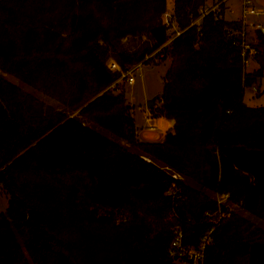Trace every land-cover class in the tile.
I'll list each match as a JSON object with an SVG mask.
<instances>
[{
    "label": "trees",
    "instance_id": "obj_1",
    "mask_svg": "<svg viewBox=\"0 0 264 264\" xmlns=\"http://www.w3.org/2000/svg\"><path fill=\"white\" fill-rule=\"evenodd\" d=\"M208 2L0 0V70L65 109L0 74V264H180L173 229L197 245L221 195L264 219V107L243 103L264 73V37L247 73L225 37L236 22L195 24ZM169 20L179 33L168 43ZM141 36L148 47H120ZM165 54L159 114L173 132L142 142L108 61L126 69ZM221 210L205 264H264L257 228Z\"/></svg>",
    "mask_w": 264,
    "mask_h": 264
},
{
    "label": "rangeland",
    "instance_id": "obj_2",
    "mask_svg": "<svg viewBox=\"0 0 264 264\" xmlns=\"http://www.w3.org/2000/svg\"><path fill=\"white\" fill-rule=\"evenodd\" d=\"M260 16H264V15L262 14ZM256 18H258V17H254L253 20H255ZM250 20H252V19H250ZM260 21L264 24V17H262L260 19ZM167 26H168L167 27L168 41H172V39H174V37H176L179 32H177L178 29H177L176 24L174 22H172L171 20H169L167 22ZM249 31H250L251 35L254 34L252 32V28H250ZM249 42L254 47L256 42H254L253 39H251ZM149 45H150V42L148 41V39L145 36L135 37V38H127V39L122 40L120 43V47L124 50H127V51H138V50L140 51V50L148 47ZM254 49H255V47H254ZM256 53H257V51L255 52V56H256ZM111 63H113V60L108 61L109 65ZM169 63H170V60L166 54H165V57L163 58V60L160 59V57H157V58L154 57L153 59L150 60L149 63H146L143 65L142 75L139 78L138 82L136 81V84L134 83L133 85H127L124 81L118 82L116 84L115 87H118V88L120 87V92L121 93L123 92L126 103L129 106L133 107V111H134L133 116L135 114L137 115L139 113V118H141L143 109H144V111H147V112L149 111L153 117L155 114L160 113L159 108H160L161 101H162L161 94L158 96V98L156 100V105L153 108H151L150 110H147L144 105L146 104V102H145L146 98L150 97L151 93L154 90H156V89L160 90L162 88L161 79L163 80V83H164V76H165L164 73H165V71H167L166 69H168ZM164 67H166V68H164ZM258 67L259 66L255 62V58H253L251 61H248V67L247 66L245 67V71L247 73L254 72L258 69ZM0 74L2 76H4L6 79H8L9 81H11L12 83L19 86L21 89L25 90L28 93L35 95L40 100L44 101L47 105H51L59 111H65L64 107L61 104L55 102L54 100L47 98L45 95L34 90L29 85L19 81L18 79L14 78L13 76H9V75L3 73L1 70H0ZM143 76H144V78H143ZM162 76H163V78H162ZM244 103L250 107H264V73H263L262 78L258 79L256 83H254L252 86H249L248 88L245 89V91H244ZM136 104H140V106L139 105L136 106L137 111L139 110L142 112H135L134 109H136L135 108ZM153 117H151L149 115V116H147V118L145 120V123L147 124L146 128L148 130H151V128L152 129L155 128V126H153L151 124V121H152L151 119ZM139 118H138V121L140 123ZM97 130L100 133H102L104 136H106L112 140H115V138L113 136H111L110 134H108L107 132L100 130V129H97ZM211 196L215 197V195L212 193H211ZM227 207L229 208V210L231 212L239 215V217H241L243 220H245L247 224H250V225L254 226L255 228H257L258 231L256 232V234H254L255 238L264 240V219H258L257 217H254L253 215H250V214L242 211L236 204H234L232 202H227ZM6 208H7V198L4 195H1V192H0V214L5 213ZM204 260H205V256H204ZM203 264H205V262H203Z\"/></svg>",
    "mask_w": 264,
    "mask_h": 264
},
{
    "label": "built area",
    "instance_id": "obj_3",
    "mask_svg": "<svg viewBox=\"0 0 264 264\" xmlns=\"http://www.w3.org/2000/svg\"><path fill=\"white\" fill-rule=\"evenodd\" d=\"M209 2L205 4L203 7L199 10V18L196 20L195 24H199L200 21L206 17V16H215L218 17L222 13L223 7L226 5V3L229 0H208ZM264 14V12L259 11L254 6V0H240V20H239V26L237 29L233 28H227L225 32V37L231 42L232 46H235L239 50L241 62L244 66V68L248 67V61H251L254 56L256 50L254 47L250 44L249 38H248V27H253L255 31H257L259 34H261L264 37V26L260 23L252 24L249 22V17H258L260 15ZM170 41H168L169 43ZM167 43V44H168ZM160 50V49H159ZM157 50V52H159ZM154 55V54H153ZM151 55V57L153 56ZM143 63H137L134 66L128 67L126 69H122L120 66H118L116 63L108 64V67L111 71H115L119 74V78L114 83L117 84L118 82L124 81L127 85H133L136 84V81L138 82L139 78L142 75L143 70ZM114 85H112V88H114ZM151 130H153L151 128ZM147 162L149 160L145 159ZM167 170L170 174V177L174 180H181V176L171 171L168 168H164ZM227 200L228 195H221L216 196V201L219 206L217 211L215 213L208 215V221L213 224V227L209 229L200 239L197 245L195 246H188L183 243L184 234L181 228L175 227L173 229V239L171 241V244L168 249V254L178 259L180 264H203L204 262V253L205 249L211 242V233L213 232V229L216 225H218L222 219H224V212H222L221 208L225 205L227 207ZM229 209V208H228ZM186 223H190L189 220L186 221Z\"/></svg>",
    "mask_w": 264,
    "mask_h": 264
},
{
    "label": "crops",
    "instance_id": "obj_4",
    "mask_svg": "<svg viewBox=\"0 0 264 264\" xmlns=\"http://www.w3.org/2000/svg\"><path fill=\"white\" fill-rule=\"evenodd\" d=\"M254 6L261 12H264V0H254ZM264 15V14H263ZM221 16H223L224 18L230 20V21H234L237 23V25L239 26V20H240V0H229L226 5L223 7L222 9V13ZM264 17V16H258V18H256L255 20H253V17H249V22L252 24L255 23H260L264 26V24L260 21V19ZM252 19V20H250ZM252 28V32L254 33L253 35L250 34L249 29ZM248 31V38L249 41L251 39L254 40V42L257 41V35L259 34L257 31H255V29L253 27H248L247 29ZM166 62V61H165ZM166 68V67H164ZM167 70V69H166ZM166 73V71H165ZM164 73V75H165ZM163 75V74H162ZM163 75V76H164ZM162 76V78H163ZM144 78V76H143ZM161 86L163 87V80L161 79ZM162 88L159 90H154L150 97H147L145 102H147L149 99H151L152 97L155 96H159L161 94ZM245 91V90H244ZM243 103H244V96H243ZM245 104V103H244ZM140 106V104H136L135 105V112H142V117L139 118V113L136 115L135 113V125H136V134L137 137L140 141L142 142H150V143H156V142H162L164 137L166 136V134L168 133H172L173 132V128H174V121L171 119H167L163 116H161L160 114H155L154 117L151 115V113L148 111H144V109L142 111H137V107L136 106ZM246 105V104H245ZM146 107V104L144 105ZM247 106V105H246ZM144 107V108H145ZM250 107V106H248ZM256 108V107H253ZM146 110V109H145ZM148 110V109H147ZM134 112V111H133ZM147 112V113H146ZM151 116L153 117L151 120V124L153 126H155V128L153 130H148L147 124L145 123V120L147 118V116ZM138 118L140 119V123L138 121ZM150 118V117H149ZM2 195V194H1Z\"/></svg>",
    "mask_w": 264,
    "mask_h": 264
},
{
    "label": "water",
    "instance_id": "obj_5",
    "mask_svg": "<svg viewBox=\"0 0 264 264\" xmlns=\"http://www.w3.org/2000/svg\"><path fill=\"white\" fill-rule=\"evenodd\" d=\"M157 96L152 97L151 99H149L146 102V109L150 110L151 108H153L156 105V100H157Z\"/></svg>",
    "mask_w": 264,
    "mask_h": 264
}]
</instances>
